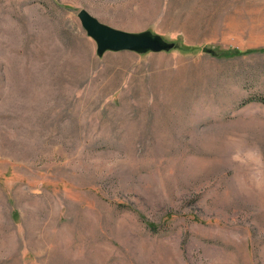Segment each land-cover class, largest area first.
Segmentation results:
<instances>
[{
	"label": "rangeland",
	"instance_id": "rangeland-1",
	"mask_svg": "<svg viewBox=\"0 0 264 264\" xmlns=\"http://www.w3.org/2000/svg\"><path fill=\"white\" fill-rule=\"evenodd\" d=\"M0 264H264V0H0Z\"/></svg>",
	"mask_w": 264,
	"mask_h": 264
},
{
	"label": "water",
	"instance_id": "water-1",
	"mask_svg": "<svg viewBox=\"0 0 264 264\" xmlns=\"http://www.w3.org/2000/svg\"><path fill=\"white\" fill-rule=\"evenodd\" d=\"M77 18L87 37L95 42L98 57L106 52H133L140 55L168 52L174 48V43H168L151 32L130 33L102 24L85 10L79 11ZM203 52L210 51L203 49Z\"/></svg>",
	"mask_w": 264,
	"mask_h": 264
},
{
	"label": "trees",
	"instance_id": "trees-1",
	"mask_svg": "<svg viewBox=\"0 0 264 264\" xmlns=\"http://www.w3.org/2000/svg\"><path fill=\"white\" fill-rule=\"evenodd\" d=\"M186 50H187V51H190V50H192V48H186Z\"/></svg>",
	"mask_w": 264,
	"mask_h": 264
}]
</instances>
